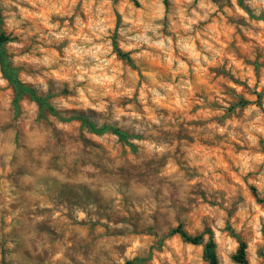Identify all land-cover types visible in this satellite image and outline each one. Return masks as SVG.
<instances>
[{
	"label": "clouds",
	"instance_id": "clouds-1",
	"mask_svg": "<svg viewBox=\"0 0 264 264\" xmlns=\"http://www.w3.org/2000/svg\"><path fill=\"white\" fill-rule=\"evenodd\" d=\"M191 3L192 0H183L180 5L169 0L166 9L164 0H155L133 17L124 11L131 8V4L117 0H0L9 34L7 42H0V52L5 54V63L9 66L0 70V85L4 86L0 91L17 97V87L32 85L35 90L38 85L40 96L63 97L65 109L70 105L80 109L66 110L65 115L75 113L86 117L95 124V131L100 135L115 136L119 140L123 134L129 142L136 138V155L131 159L120 156L119 163L111 165L101 161L100 166L109 171L95 184L102 197L115 198L117 205L122 196L129 206L133 203L141 206L139 216L130 213L126 222L114 225L127 239L119 244L116 239L110 241L109 264H140L141 261L147 264L149 247L162 232L179 225L188 229L184 233L188 242L199 244V252L193 253L191 264H243L247 258L245 243L255 256L251 264H264V256L256 255L258 250L264 249V154L257 155L264 153V145L258 142L264 139V103L260 108L255 104L248 105L246 110L237 108L229 115L239 114V119L229 118L222 126L210 124L193 128L192 135L197 141L218 146L223 141L233 152L239 145V159L229 156H224L223 160L212 159L220 153L211 152H201L197 159L185 130L188 109L197 102L206 106L218 99L222 107L208 114L221 117L238 97L217 94L205 100L202 94L197 101L186 91L191 87L192 92H201L194 81L190 84L184 76L173 80L164 71L163 62L168 59L172 41L176 39L171 35L174 31L171 21L177 9L187 20L184 27L188 29L185 34L188 48L196 39L191 33L203 31L192 26L199 20H207L208 13L215 11L212 5L200 4L199 8H206L203 14L192 11L188 19L184 13ZM25 4H31L30 11L22 6ZM232 4L235 11H225L233 17L229 29L233 39L237 34L249 35L257 29L264 34V0H243L247 11L236 7V0H232ZM117 12L122 17L119 26ZM177 43L182 56L188 50L184 48L185 41ZM25 49H30L25 52L27 62L20 56ZM201 51L209 55V60L219 63L205 48ZM155 57L160 58L159 68L145 62ZM247 58L254 60L255 54ZM261 60L264 61V53ZM200 62L205 63L203 56ZM11 70L16 71L15 82L9 79ZM176 70L187 75L183 67ZM21 71L31 83L20 80ZM164 81H170L172 92L181 97L177 104L180 111L167 114L160 111L161 103L171 102L168 84ZM49 82L52 83L51 93ZM246 83L251 85L252 81ZM261 85L264 86V80ZM138 92L142 95L137 96ZM250 100L255 97L250 96ZM18 101L22 118L33 119L32 114L23 109L24 102L35 104L39 114L40 103L35 97L20 95ZM0 110L12 113L10 105ZM107 158L111 159L109 155ZM162 158L169 161L168 174H158ZM224 161L227 168L223 167ZM122 165L135 170V174L123 175ZM229 172L234 173V177L230 178ZM234 178H238L235 184ZM158 207L163 211L149 214V209Z\"/></svg>",
	"mask_w": 264,
	"mask_h": 264
},
{
	"label": "rangeland",
	"instance_id": "rangeland-1",
	"mask_svg": "<svg viewBox=\"0 0 264 264\" xmlns=\"http://www.w3.org/2000/svg\"><path fill=\"white\" fill-rule=\"evenodd\" d=\"M117 2L131 4V8H125L124 11L135 17L146 4L154 3L155 0ZM175 2L183 5V0ZM200 4L212 5L215 11L208 13L207 20H199L192 26L193 29L199 28L203 31L191 33L196 37L191 48H188L185 35L188 32L184 27L187 20L182 18L177 9L171 21L174 28L171 35L176 39L172 41L173 48L168 54V59L163 62L166 65L164 71L173 80L184 76L190 84L194 81L201 92H192L191 87L186 91L195 96L197 101L202 98V94L205 100L208 96L215 98L217 94L221 97L229 94L238 97L235 103L229 104L225 115L221 117L208 114L219 111L222 107L220 100L213 99L206 106L197 102L188 109L184 124L188 133L187 139L190 147L196 151L197 159L200 158L201 152L220 153L219 157L213 155L212 159L223 160L224 156L239 159V145H236L237 150L233 152L223 141L219 146L197 141L192 131L194 127L199 129L210 124L222 126L228 123L229 118L238 120L239 114L236 117L229 114L237 108L246 110L250 104L260 108L264 103V86L261 85L264 80V61L261 60L264 53V34L257 29L249 35L237 34L235 39L232 38L233 33L229 29L233 17L225 11H235L232 0H192L184 15L191 19L192 11L197 15L203 14L206 8H199ZM164 5L167 9L169 0L164 2ZM22 6L31 10V4ZM236 7L247 11L243 0H236ZM115 16L119 26L122 17L119 12ZM240 19L243 20V17ZM205 32L207 35H204ZM1 33L9 39L2 9ZM180 40L185 41L184 48L188 49L182 56L180 45L177 43ZM202 48L216 57L219 63L209 60V55L202 52ZM27 51L30 49L20 53L24 62L28 60L25 57ZM253 53L255 59L249 60L247 57ZM201 56L204 57L205 63L200 62ZM145 62L157 68L161 67L159 57ZM181 67L186 70V76L184 72H177L176 69ZM20 80L31 83L23 71L20 72ZM246 81H252L251 85ZM164 83L168 84L171 102L161 103L160 111L164 114L180 111L177 104L181 97L172 92L173 84L170 81ZM3 88L4 86L0 85V89ZM35 90L39 95L38 85ZM49 92H52L51 82ZM139 95L142 93L138 92L137 96ZM250 96H254L255 100H250ZM18 97L12 96L8 91H0V108L9 105L12 108V113L0 110V264H109L110 241L116 239L119 244V241L126 242L127 239L114 225L126 222L130 213L134 212L139 216L141 206L135 203L129 206L128 200L122 196L119 197L120 204L117 205L115 198L102 197L95 184L104 179L109 171L100 166L101 161L111 165L119 163L120 156L131 159L136 155V138H133L132 142H124L117 140L115 136L91 132L81 124L79 116L82 115H65L66 110L75 112L80 109L75 105L65 109L66 102L63 97L47 98L56 114L47 109H41L37 114L35 104L24 102L23 109L33 116V119L28 121L21 117ZM241 100L245 102L240 104ZM45 112L49 115L45 116ZM232 127H236L235 123ZM258 142L264 145V139ZM261 154L264 153H257ZM108 155L111 159L107 158ZM168 167V159L162 158L158 174H168ZM223 167H228L227 161H224ZM121 171L126 176L135 174V170L125 165L121 166ZM229 177H234V173L229 172ZM237 182L238 178H234L233 183ZM90 205L94 206V209ZM145 208L148 209L149 206L145 205ZM155 211L162 212L163 208L149 209V214ZM181 227L188 231L184 225ZM245 244V264H251L255 256L247 243ZM194 252H199V244L187 242L179 235L170 233V230H165L149 247L147 264H191ZM256 255L264 256V249L258 250ZM140 264L145 262L141 261Z\"/></svg>",
	"mask_w": 264,
	"mask_h": 264
},
{
	"label": "trees",
	"instance_id": "trees-1",
	"mask_svg": "<svg viewBox=\"0 0 264 264\" xmlns=\"http://www.w3.org/2000/svg\"><path fill=\"white\" fill-rule=\"evenodd\" d=\"M164 2L166 3L167 0H164ZM7 39H8L7 36H5L3 33L0 34V42H4V41H6ZM5 61H6V56H5V54H4L3 52H0V70L9 67V66L5 63ZM9 79H10L11 81H13V82L16 81V73H15V70H11V71H9ZM15 91H16V95H17V97L20 96V95H22V94H27V95H29V96H33V97H35V98L38 100V102L40 103V109H47V110L50 111L52 114H56L54 108L48 103L47 98L38 95L37 92H36V90L33 89V87H31V86H28L27 88H20V87H17ZM17 97H16V98H17ZM16 101H17V100H15V102H14L15 104H16ZM244 102H245L244 100H241V101H240V104H243ZM79 119H80V121H81V124H82L83 126H86V127L88 128V130H90L91 132H95V133H97V132L95 131V127H96V126H95L90 120H88L86 117H83V116H79ZM119 139L122 140V141H124V142H128L127 137L124 136L123 134L120 135ZM253 190H254V189H253ZM178 232L181 233L179 236H180L183 240H185V241L188 242L187 237L184 235V233H187V232L181 227V225L176 226V227H174L173 229L170 230V233H172V234H177ZM190 243L198 244V243L195 242V241L190 242ZM244 247L246 248V244L244 245ZM209 251H211V249H209ZM245 263H246V259H244V261H243V264H245Z\"/></svg>",
	"mask_w": 264,
	"mask_h": 264
}]
</instances>
